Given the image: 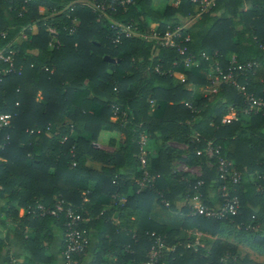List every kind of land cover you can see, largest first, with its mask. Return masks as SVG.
<instances>
[{
  "label": "trees",
  "instance_id": "obj_1",
  "mask_svg": "<svg viewBox=\"0 0 264 264\" xmlns=\"http://www.w3.org/2000/svg\"><path fill=\"white\" fill-rule=\"evenodd\" d=\"M72 1L0 0V50L14 51L16 68L0 73V113L10 115L0 129V212L33 229L23 244L36 261H52L49 245L55 226L64 234V214L28 207L63 200L87 217L89 242V228L98 230L90 264H104L105 256L141 264L157 237L165 245L156 264H264V109L244 112L236 86L213 82L216 65L226 68L230 56L236 65L254 61L255 71L237 82L264 99V0H213L203 12L194 0H130L108 16ZM111 19L138 33L179 27L189 36L186 51L137 34L114 44ZM230 111L235 118L223 121ZM101 130L118 134L114 151L94 145ZM141 134L156 151L147 149L150 182L137 191ZM169 141L185 144L186 155ZM208 145L239 173L236 183L230 170L219 177ZM174 158L198 165L200 174L175 169ZM223 185L236 211L210 215L226 200ZM195 195L202 209L188 203ZM154 201L175 212L178 225L153 221ZM198 232L205 246L195 245ZM247 248L263 260L241 255Z\"/></svg>",
  "mask_w": 264,
  "mask_h": 264
},
{
  "label": "built area",
  "instance_id": "obj_2",
  "mask_svg": "<svg viewBox=\"0 0 264 264\" xmlns=\"http://www.w3.org/2000/svg\"><path fill=\"white\" fill-rule=\"evenodd\" d=\"M130 0H73V3H80L84 5H88L92 7L94 10L98 11L101 16H108L113 13L118 6H123L124 3L129 2ZM198 3L200 12L207 11L211 5H213V0H194ZM72 26L68 29L69 33H73L75 31L77 25V19L74 17L72 19ZM111 27L113 29V37H111V42L116 44L121 41V36H132V35H142L144 37H149L155 40L156 44L169 46L175 48L180 54H184L186 51L185 42L189 40L188 35H182L180 28L176 27L174 29L167 28L163 32H160L156 29H151L148 33L143 32H135L132 28V24L126 23L123 24L121 22H117L111 19ZM51 31L55 32L54 28H49ZM57 44H60L57 40ZM264 47V46H263ZM203 56L207 57L204 53ZM0 60L7 63V66L4 69H0L1 74L15 72L16 68L14 66V51L9 50L7 53H4L0 50ZM185 65L188 66L191 63V57L187 55L184 58ZM257 67V63L252 61L249 63H238L236 65V61L234 56H230L229 65L226 68L220 67L218 64L215 69L216 72L213 76V82L217 80H224L232 85L236 86L242 95L244 96V112H258L264 109V99L262 97H257L254 95V92L248 89L247 84H238L237 78L239 75H247L249 71L254 72ZM159 65L155 67L158 70ZM215 90V89H212ZM234 117V112H228L224 117L223 121H229ZM10 122V115L8 113H0V129L4 126H7ZM2 145H0L1 147ZM147 140L144 134L140 135L139 139V160L141 163V168L143 170L142 177L139 180V188L137 191L146 186L147 183L150 182L149 173L145 169L146 166V155H147ZM206 153L209 156L213 154L216 155V168L219 173V177L221 179L226 178L227 173L230 170V180L233 183H236L239 179V173L231 167V164L219 155L218 147L213 148L211 146H207L205 148ZM198 151L197 153H199ZM221 192L226 200L217 212L210 211L208 214L220 216L223 212L228 211L230 213H234L236 211V206L238 205V201L236 198L228 197V190L225 185L221 187ZM193 200L198 201L197 195H195ZM63 200H59L53 206H46L42 203H36L34 207L29 206L28 212L35 213L38 215H58V213L64 214V245L60 251L61 257L63 259L64 264H80L81 257L86 253L87 248L89 247V237L86 229L82 226L87 219V217L83 216L80 212L74 210L70 205L63 203ZM165 205H168L167 201H164ZM195 207V206H193ZM197 209H202L201 205L196 207ZM164 243L162 240L157 237L155 240V246L150 250L148 254V258L143 261L141 264H156L158 257L161 255V252L164 247ZM174 247H170L169 249H173ZM17 264V263H13Z\"/></svg>",
  "mask_w": 264,
  "mask_h": 264
},
{
  "label": "crops",
  "instance_id": "obj_3",
  "mask_svg": "<svg viewBox=\"0 0 264 264\" xmlns=\"http://www.w3.org/2000/svg\"><path fill=\"white\" fill-rule=\"evenodd\" d=\"M43 11V8H40ZM184 80V76L180 75V81ZM188 89H195V87L191 84L187 85ZM201 91H203V87H198ZM111 139H116L118 141V134L114 131L109 130H101L93 142L94 145L100 149L106 150L108 152H112L116 149V145L111 143ZM168 144L175 148L176 150H181V157L186 155V145L177 142V141H169ZM148 149L150 154H154L156 151V145L151 140L149 141ZM95 163V162H94ZM172 166L177 170H185L191 174L199 175L201 170L198 165L188 166L184 163L181 158H174L171 162ZM4 200L0 198V204H4ZM188 203L192 206L197 207L199 205V201L196 200H188ZM150 218L153 221L158 223L166 224L169 226H176L180 220L179 217L176 216L175 212L168 211L163 209L157 202H153ZM114 224H119L118 218H114L112 220ZM20 220H14L11 217H7L4 215V212H0V239L3 241V245L0 249V264H43L34 259L32 252L28 247H26L22 240V237H32L34 235V231L31 227L27 225H21ZM89 236H90V245L86 254L83 256L80 264H90L94 250L97 248L99 240H98V230L95 227L89 228ZM204 237L201 232H198L195 236V245L205 246ZM45 241L42 239V243ZM63 242V233L60 227H54V233L52 242L49 245V250L53 256V259L50 263L46 264H64L63 259L61 257L60 251ZM249 253L251 257H257L252 250L248 249L243 253L240 252L241 255L245 253ZM259 260H263V258H258ZM104 264H117L116 259L113 256H105Z\"/></svg>",
  "mask_w": 264,
  "mask_h": 264
},
{
  "label": "water",
  "instance_id": "obj_4",
  "mask_svg": "<svg viewBox=\"0 0 264 264\" xmlns=\"http://www.w3.org/2000/svg\"><path fill=\"white\" fill-rule=\"evenodd\" d=\"M104 58H105V59H108V60H110V61H115L114 58H112V57H110V56H108V55H105Z\"/></svg>",
  "mask_w": 264,
  "mask_h": 264
},
{
  "label": "rangeland",
  "instance_id": "obj_5",
  "mask_svg": "<svg viewBox=\"0 0 264 264\" xmlns=\"http://www.w3.org/2000/svg\"><path fill=\"white\" fill-rule=\"evenodd\" d=\"M258 257V256H257ZM258 258H260V257H258Z\"/></svg>",
  "mask_w": 264,
  "mask_h": 264
}]
</instances>
